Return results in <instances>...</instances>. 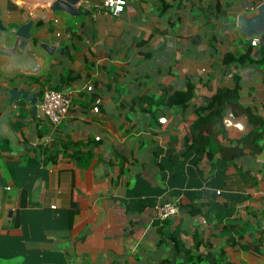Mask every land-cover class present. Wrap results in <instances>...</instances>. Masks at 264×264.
I'll list each match as a JSON object with an SVG mask.
<instances>
[{
  "label": "crops",
  "instance_id": "0c3cea01",
  "mask_svg": "<svg viewBox=\"0 0 264 264\" xmlns=\"http://www.w3.org/2000/svg\"><path fill=\"white\" fill-rule=\"evenodd\" d=\"M28 1L0 0V19L8 28L33 21L35 42L68 51L49 58L44 74L70 70L74 79L63 89L74 98L56 133L27 105L21 122L12 116L5 124L16 138L0 139V264H192L199 253L222 264H264V249L244 248L247 239L226 246L222 257L226 241L218 234H204L212 241L206 247L195 245L201 229L221 223L250 240L264 232V143L258 160L239 145L254 125L240 112L229 120L241 128L224 122L213 135L215 153L199 151L190 131L195 109L217 89H232L233 75L240 77V105L264 119L261 65L222 62L250 43L236 32L237 16L264 0H128L119 15L94 7L104 0H84L80 9L89 15L76 19L54 12L55 0ZM262 57L264 45L254 60ZM27 78L17 79L39 96ZM7 85L0 75V118L9 112ZM177 94L187 97L182 107L170 104ZM143 96L160 101L151 125L138 101ZM50 134L60 143L95 141L91 158L81 166L72 149L70 156H48L43 147L51 143L43 139ZM60 143L54 146L61 150ZM164 203L179 210L167 223L154 209ZM163 223L176 245L161 243Z\"/></svg>",
  "mask_w": 264,
  "mask_h": 264
},
{
  "label": "trees",
  "instance_id": "16d2710c",
  "mask_svg": "<svg viewBox=\"0 0 264 264\" xmlns=\"http://www.w3.org/2000/svg\"><path fill=\"white\" fill-rule=\"evenodd\" d=\"M73 19H76L72 17ZM83 26V24H80ZM216 41V42H215ZM211 42L212 50H217V39ZM247 60L253 61L261 65V72L263 74V82H264V57L255 61L253 58V47L249 43L248 47L242 53H227L223 55V64L229 65L230 63L237 62L240 64L245 63ZM52 68H58V61H51ZM235 86L230 88H219L217 91L210 97L209 101L199 106V108L195 109V113L197 114V119L190 126V131L197 135L196 140L198 144V149L201 152L215 153L219 150L220 146L216 143L213 135L215 132L219 131L221 128L225 127L224 120L232 119L233 121H237L239 119L238 113H243L244 116L248 119L250 123L254 125V130L244 135L239 141V145L243 152H248L252 155V158L255 160L262 158V152L260 150L261 143H264V137L262 134L264 133V119L259 115H254L248 107H244L240 105V77L237 75H233ZM32 83L36 84L39 87V96L45 89H54L56 91H63L65 86H68L73 81V76L71 75L70 70H61L58 73H53L49 71L46 74H43L39 77H28L27 78ZM193 87V86H192ZM194 88H192L193 91ZM138 101L144 105L142 111L149 113L150 115V125L153 124L154 119L157 121L156 117V108L160 104L159 100H154L153 97L143 96L138 97ZM187 101V97L184 94H177L171 100V105L176 106H184ZM238 118V119H237ZM43 135V133H42ZM41 135V137H42ZM59 136H56L54 140L51 142V146L43 147V152L46 153L50 157H58V156H70L68 153L69 149H72V158L78 162L79 165L85 166L86 163L92 156V147L95 145V141H86L81 143L74 144L73 142H59ZM56 144L62 147L54 146ZM82 147H86V151L82 149ZM42 151V148H40ZM244 176H248L247 173ZM252 213V210H249ZM232 214V211L228 212V216ZM207 221V219L205 218ZM167 223V221H165ZM166 223L159 228V232L162 237L161 243L169 240L172 245H176V241L173 236L166 233ZM214 226V225H212ZM205 230L201 229V231L195 236V245L197 249L200 247L208 246L212 241L209 239L204 241V236L207 235H217L223 238L226 243L223 245V248L220 256L224 254V248L226 246H237V244H242L245 246L244 239L249 241V245L244 248H249L255 253H261L264 249V232L257 230V237L255 240H250V236L242 231L238 226L233 224H223L218 227L217 230L207 229V232L204 233ZM205 234V235H204ZM242 241V242H241ZM190 260L192 264H222L218 262V260L214 259V256L210 253L203 254L199 253L196 256H190ZM167 261V260H166Z\"/></svg>",
  "mask_w": 264,
  "mask_h": 264
},
{
  "label": "water",
  "instance_id": "95a60500",
  "mask_svg": "<svg viewBox=\"0 0 264 264\" xmlns=\"http://www.w3.org/2000/svg\"><path fill=\"white\" fill-rule=\"evenodd\" d=\"M84 0H55L51 5L54 12H64L71 17L89 15V11L83 12L80 5ZM85 3V2H84ZM34 22L29 21L14 28H8L0 19V75L9 83L4 95L3 103L9 112L0 118V139L2 137L16 138L5 128V124L15 116L21 122L24 105L31 108L33 115L37 113L39 96L36 92L18 81L19 77H39L48 70L47 61L54 57L55 53L68 55V51L57 48L53 44L45 42L37 43L32 34ZM236 32L238 36L251 43L258 39V48L253 53V58H258L260 49L264 45V2L253 9L243 11L236 18ZM11 84V85H10ZM14 108L17 110L15 111ZM21 113V114H20ZM227 126L241 128V124H235L229 119L224 120ZM0 185L5 186L1 182Z\"/></svg>",
  "mask_w": 264,
  "mask_h": 264
},
{
  "label": "built area",
  "instance_id": "2783aa9c",
  "mask_svg": "<svg viewBox=\"0 0 264 264\" xmlns=\"http://www.w3.org/2000/svg\"><path fill=\"white\" fill-rule=\"evenodd\" d=\"M127 4L128 0H104L101 6L95 5L94 7L101 8L106 13L112 15H119L125 10ZM250 44L252 47H257L259 44L258 39H253ZM73 98L74 91L70 89L56 91L48 88L42 91L41 98L37 103V113L48 122L52 133H56L59 130L60 125L70 114ZM159 121L160 123H165L166 119L161 118ZM97 140H99V138H97ZM51 141V134L43 139L45 144H49ZM154 209L156 219L159 222L168 220L179 211L176 205L168 203L157 204Z\"/></svg>",
  "mask_w": 264,
  "mask_h": 264
},
{
  "label": "rangeland",
  "instance_id": "374dc122",
  "mask_svg": "<svg viewBox=\"0 0 264 264\" xmlns=\"http://www.w3.org/2000/svg\"><path fill=\"white\" fill-rule=\"evenodd\" d=\"M42 1H47V0H42ZM16 2H17L18 5H22V4H27L30 1H28V0H16ZM44 4H47V2H45Z\"/></svg>",
  "mask_w": 264,
  "mask_h": 264
},
{
  "label": "flooded vegetation",
  "instance_id": "af4514ba",
  "mask_svg": "<svg viewBox=\"0 0 264 264\" xmlns=\"http://www.w3.org/2000/svg\"><path fill=\"white\" fill-rule=\"evenodd\" d=\"M38 94V92H36Z\"/></svg>",
  "mask_w": 264,
  "mask_h": 264
}]
</instances>
